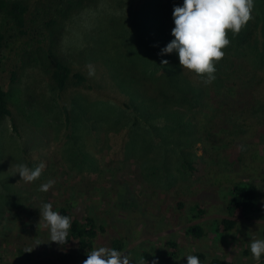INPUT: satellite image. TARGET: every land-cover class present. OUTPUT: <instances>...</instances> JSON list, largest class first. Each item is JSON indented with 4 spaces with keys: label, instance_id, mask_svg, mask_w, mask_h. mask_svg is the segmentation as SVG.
Here are the masks:
<instances>
[{
    "label": "rangeland",
    "instance_id": "rangeland-1",
    "mask_svg": "<svg viewBox=\"0 0 264 264\" xmlns=\"http://www.w3.org/2000/svg\"><path fill=\"white\" fill-rule=\"evenodd\" d=\"M22 1L30 3L27 24L22 30L0 10V32L6 37V44L0 49L1 81L11 90L10 101L17 126L14 127L8 116L0 122V246L6 236L9 242L8 251L0 248V256L3 255L0 264H26L44 259L83 264L87 258L77 249L50 241L43 216L35 218L37 204L33 200L39 199L38 208L51 203L54 209L57 195L73 196L75 189H79L77 194L80 192V195L76 198L84 204L86 213L101 219L106 226L111 223L100 237L112 234L114 228H117L115 232L123 229L128 242L122 253L140 263L142 259L137 253L140 245H156L169 239L178 244L169 248L171 253L178 251V264H186L185 256L194 255V250L203 251L209 257L225 258L227 264H264V256L256 260L249 250L252 240L264 239V223L256 225L260 222V213H255L251 220L227 235L216 237L208 230L211 233L205 232L196 241L186 235L189 224L214 222L226 213L228 200L223 197V187L234 182H251L261 189L259 205L263 206L264 214V0H253L250 19L238 34L233 33L229 45L222 49L224 56L219 63L229 60L240 65L241 73H251L249 80L239 79L242 96H237L235 103L231 102L232 109L219 104L218 117L211 115L210 109L214 106L208 102L207 95L203 98L206 105L199 110H193L191 100L183 104L187 111L190 107L193 113L199 111L202 124L217 123L215 135H211L209 141L202 138L208 141L207 146L198 139L191 149H188L189 143L178 147L175 142H170L169 148H160L164 143L155 138L156 129L152 131L150 127V119H154L150 104L136 105V92L140 91L141 96L142 91L138 87L112 85L118 78L131 77L135 85H148L163 93L173 90L172 79L177 78L174 76L178 72L182 86H187L188 80L195 77L193 80L207 89L206 74L196 77L194 71L182 68L180 63L175 68L170 67V61L163 68L156 63L155 51L149 45L148 39L156 35L165 33L168 39L173 37L174 7L181 6L183 0H139V3L138 0H88L71 11L65 5L66 0ZM132 1L140 7L137 13L135 8L130 9ZM140 27L146 31L138 32ZM53 38L57 42H53ZM168 39L162 36V41L157 40L156 44L165 47ZM56 55L86 74L93 88L72 85L60 94L51 81L50 70L45 69V59ZM165 59L169 60L168 55ZM88 65L95 69L92 76L88 74ZM104 68L112 72L107 79H102ZM218 70L216 67L214 74ZM13 71L18 75L15 83H11ZM256 73V78H262L260 85L256 83ZM102 81L106 83L103 85ZM212 81L220 87L216 76ZM251 91L258 94L259 103L248 102ZM135 117L139 121L133 129ZM159 119L154 123L166 122L164 117ZM168 123L170 125L164 127L171 130V125L175 124L170 120ZM124 125L134 130L131 139L124 131L122 136L115 134ZM77 126L80 128L74 129ZM77 133H83V137L76 139ZM183 134L191 136L187 132ZM220 136L224 145L216 149L215 140ZM127 140L130 141L128 147L120 145ZM129 152L134 158L129 163L122 162ZM85 154L91 159L84 160ZM162 156L161 167L165 173L161 179L150 174V170ZM172 158L178 160L175 172ZM188 159L194 160L198 172L187 168ZM41 163L45 167L35 181L25 182L16 173L19 164L34 169ZM4 165L7 168H3ZM144 165L147 166L143 168L145 172ZM134 167L138 169L133 191L124 197L113 186L118 181L122 185L129 177L126 172ZM11 168L14 172L10 176ZM76 170L84 173L81 181L75 178ZM124 174L127 178H121ZM106 177L111 178L107 184ZM49 180L54 184L47 191H41L40 186ZM202 180L205 181L201 183ZM197 200L205 214L189 221V216L196 212L188 208ZM180 202L187 208H178ZM9 206L19 209L10 210ZM31 215L34 216L32 221ZM123 218L127 222H122ZM15 232L18 238L10 234ZM18 247L24 252L17 254Z\"/></svg>",
    "mask_w": 264,
    "mask_h": 264
},
{
    "label": "trees",
    "instance_id": "trees-1",
    "mask_svg": "<svg viewBox=\"0 0 264 264\" xmlns=\"http://www.w3.org/2000/svg\"><path fill=\"white\" fill-rule=\"evenodd\" d=\"M85 1H88V0H71V2L70 0H66L65 5H67L68 9L71 8L70 9L71 11L73 7L75 8L77 5L83 4ZM137 3H139V0L137 1ZM129 6H130V9L135 8L136 13L140 9L138 5L136 6V3L134 1H132V3H130ZM0 10L5 11L7 16L15 24H17V26L22 30V28L25 27V25L27 24V14H28V11L30 10V3L27 1H22V0H0ZM138 30H139L138 32L144 33L145 29L140 27L138 28ZM158 31H154V32H158ZM226 33H227L228 39H231L234 36L231 30H226ZM54 34L55 33H53L52 36H54ZM162 36H167V39H168V35L165 33L156 35L155 38L151 37L148 39L150 40L149 45L152 46L155 51L154 54L156 57L155 58L156 63L160 64V66L164 68L166 64L162 63V61L166 60L165 57L168 55V58H169L168 62L170 61L168 65L172 68H175L176 65L179 63L178 54L174 51L173 53H165L162 55L161 49L163 47L162 46L159 47L156 44L157 42H159L157 40H161ZM172 39H174V37L168 39V43ZM52 40L53 42H57V40H55L54 38ZM5 41H6L5 33L0 32V49L6 44ZM238 46H241V45H238ZM45 60H47V65H45V69L48 68L47 70H50L51 81L53 82L55 89H58L60 94L66 91V89H69V87L72 85L77 88L82 85H85L88 88L90 87L93 88V83L91 82L90 78L86 74L76 70L71 64L59 58V55H56L53 59H51L48 56V58ZM95 62H98V61L95 60ZM221 63H222L221 61L220 63L219 61H214L215 69L217 67L221 71L220 73V71L218 70L214 74V76H216L220 82L219 88L218 86H215V83L212 81L211 83H209V86L207 87V89L204 90L203 87L198 82L193 80V79H196L195 77L188 80L189 84L184 87L182 86V83H181L182 77L179 76L178 72L175 73V76H174L177 78L172 79L173 87H174L173 90L166 91L163 93H158L152 90L151 87H149L148 85H138L137 86L132 82L133 78L131 77L122 78V79L118 78L117 80L114 81L112 85L118 88L133 87L136 89L138 87V90L142 91L141 96H140V91L136 92L138 94V101L136 105H138L139 103H144V102H147L146 105L150 104L149 111H150L151 117L156 119V120L150 119V121H152L150 124V127L152 131L153 129H156L153 132L155 138L162 140V142L164 143V146L162 144L159 145L160 148H163V149L169 148L168 144L171 145L170 142H175V145L177 144L178 147H182L186 143H189L190 146L188 147V149H191V147L196 145V142L198 141V139L203 140L202 138L206 137V139L209 141L211 138V135H215L214 129L217 126V123L215 122H211L208 126H206L207 123L202 124L201 121L203 120V118L201 117L199 118V115H200L199 111H196L195 113H193L191 111L192 107H194L193 110L195 109L199 110L200 106L202 107L206 105L204 104L203 98L207 95L208 102L212 106L215 107V108L212 107L210 109L211 115L218 117L216 110L219 104L222 105L227 110L232 109V106H230L231 102L233 101V103H235L236 97L242 96V90H241V86L239 85V79L246 77L249 80L250 78L249 74L251 73H247L246 75V73H241L240 70H238L240 67L238 63L232 64L229 60H226L224 64H221ZM102 72H103V74H101L103 76L102 79H107L112 74V72L107 69H105ZM198 75H201V74L196 73V77H198ZM257 76L258 74L256 73V76H255V79L257 80L256 83L257 85H260L262 83L261 81L262 78L261 77L256 78ZM17 79H18L17 72L13 71L12 77H11V83H15ZM105 83L106 81L103 83V85ZM11 95H12L11 90L8 89V87L1 81V74H0V122L2 121V119L8 116L13 120L14 127L17 128L15 120H14L12 103L10 101ZM258 98H259L258 94H256L255 91H251V95L249 96L248 102L249 103L252 102V104L259 103ZM190 100L192 101V104L194 106L190 107V109L187 111L184 108L183 104L185 101L190 102ZM171 104L173 106H171ZM213 112H215L217 115H214ZM204 113L205 112H203V114ZM161 117H164L167 123L165 122L160 125H157L156 123H154V121H159L160 120L159 118ZM173 118L178 121H175ZM133 119L135 121L133 125V129H134L138 125L139 120H138V117H135ZM169 120L172 122V124L173 123L175 124V126L171 125V130L166 129L164 127V126H167V124L170 125V123H168ZM69 122H71V119L69 120ZM125 127L126 125H124L123 128L116 130L115 134L118 136H122L121 133L122 131H124L125 132L124 135H127L126 137L131 139L132 136L134 135L133 133L134 130L132 128L127 129ZM79 128H80L79 126H77L76 128L74 127V129L76 130ZM186 132L187 134L189 133L191 136L188 137L183 134ZM81 136L83 137V133L82 135L77 133L75 137L76 139H78ZM128 140H127L128 143L124 141V143H121L120 145L121 146L123 145L124 147L127 146L130 142ZM208 141L203 140L202 142L207 146ZM215 145H216L215 147L216 149L224 145L222 136L218 137L215 140ZM26 152L27 150H24V153ZM89 158L91 159V156H89V154H85L83 159L87 160ZM132 158H134L133 154L129 152L126 154V159L123 158L122 162L125 161L129 163V160ZM172 159L175 165V170H174L175 172L178 167V164H177L178 160L174 158ZM162 160H163V156L160 157L159 161H156L157 164L152 167L153 169L151 168L150 174L151 173L152 175L156 174L158 177L164 178L165 172L163 171V167H161ZM29 163L33 164V162H30V160H29ZM185 164L188 169L198 172V167L196 166L193 159L186 160ZM146 167H147L146 165L142 166V170L144 172L147 171L143 169ZM3 168H7L6 165H4ZM136 169L138 168L136 167H134V169L130 168L129 169L130 172H126L129 174V177L131 176L130 178L125 177L126 174H124L121 177V178H127V180L125 179L122 185H120L118 181L113 186L115 191H118V193H122L124 197L128 196V193H130V190L133 191V186L137 178L135 176ZM76 171L78 172H75V178L79 177L80 178L79 181H81V179L84 178L83 177L84 173H82L81 170H76ZM9 172H10L9 175L11 176L13 175L12 172H14V170L11 168ZM166 175L168 176V178H171V176H169L168 174ZM97 178H99V176ZM104 180L106 181V184H107L111 180V178L106 177L104 178ZM105 181H103V183H105ZM204 181L205 180H202L201 183H203ZM220 186H223V183H221ZM260 190L261 189L257 187V185H255L254 183L243 182V181L234 182L230 184V186L228 187H223V197L227 198L228 200L226 204V213L221 218H218L214 222L204 223L202 221L200 222L198 221V222L189 224L188 227L186 228L187 238L190 240L196 241L197 239H201L204 236L205 232L206 233L212 232L211 234L215 235L216 237L221 234L223 235L230 234L233 230H236L240 225H242L243 222L251 220L254 217L253 215L255 213H260L258 216L259 217L258 220L260 222H257L256 225L262 226L264 223L262 222L264 221V214L263 212H261V208H263V206L259 205V202H260L259 198L261 196ZM78 191L79 189L78 190L75 189L73 196H68L67 193H62L63 197H59V195H57V201L53 202V205L55 206L54 209L56 211H58L62 215H67L71 218V228L67 236V241L64 244H59V245L64 246V247L70 246L74 249H77L79 252L82 253V256L84 258H87L88 252L94 249H97L99 247H107L109 249L114 248L122 253V251L125 249L126 244L128 242L126 241V239H128V236L125 235V233L123 232L124 230L119 229L120 228L119 227L118 228L119 230L115 232L114 230L117 228H114L112 229L113 230L112 234L106 235L105 237H100L108 229L106 227H109L111 223L106 226L105 223H102L101 219L97 220L93 215L86 213V208L84 204L80 203L76 198L77 196L80 195V192L79 194H77ZM135 195L137 196V194H135L134 192L132 196L135 197ZM58 199H60L61 202ZM33 200L37 204V206H35L37 209L35 218L36 220H38L41 215L39 208H38L40 201L37 197L34 198ZM177 205H178L177 206L178 208L187 206L185 203H181V202L177 203ZM9 209L16 211L19 208L17 206H14V208L10 207ZM189 209H192V211L196 212L195 214H192V216H189V221H194L205 214V210L204 208H202V205L199 200L191 203L188 210ZM130 217L128 218L131 219ZM32 218H34V216L31 215V221H32ZM124 220L127 222L126 218H123L121 221L124 222ZM34 222L35 221H33L32 223ZM137 225L138 224H136V226ZM209 226H211V228H208ZM112 227L114 226L112 225ZM205 228H207V231L205 230ZM208 230H210L211 232ZM16 233L17 232L10 233V234L18 238L19 234L16 235ZM4 239L6 241L4 244L0 246V248L4 250L3 252H6L9 250V248L7 247L9 242L7 240L8 239L7 236ZM191 244H192V241H191ZM170 246L173 248V247H177L178 244L175 241L168 239L167 242L162 243L161 241L159 244H156V245H153V244L140 245L139 251L137 252L139 253V256L142 259V262L140 264H154V262L155 264H178V262L176 261L177 260L176 256H178V253H177L178 251L171 253V250L169 249ZM194 251H195L194 255L199 258L200 264H227V261L225 258L214 256V255H211L209 257L203 251H196V250ZM23 252H24L23 248L18 247L16 249L17 254H21ZM2 256L3 255L1 254L0 258H2ZM59 258L63 259V257H59ZM26 264H62V263L58 261H54V260L44 259V260H38V261H29Z\"/></svg>",
    "mask_w": 264,
    "mask_h": 264
},
{
    "label": "clouds",
    "instance_id": "clouds-1",
    "mask_svg": "<svg viewBox=\"0 0 264 264\" xmlns=\"http://www.w3.org/2000/svg\"><path fill=\"white\" fill-rule=\"evenodd\" d=\"M253 0H183L181 6H175L173 11L174 28L172 39L161 49V54H178L182 68L192 70L197 74H206L205 83L215 79L214 61L223 56L222 51L230 41L226 30L239 33L250 19ZM162 63L167 64L164 60ZM89 76L94 75L95 69L88 65ZM45 165L41 163L34 169L24 164L17 165L16 173L21 180L32 182L38 179ZM54 184L53 180L40 186L41 191H47ZM40 209L45 226L50 232V241L64 244L71 228V218L54 210L51 203H44ZM249 250L256 260L264 256V239H254L250 242ZM186 264H200L195 255H186ZM83 264H140L130 255L117 249L99 247L88 252ZM155 264V262H154Z\"/></svg>",
    "mask_w": 264,
    "mask_h": 264
}]
</instances>
